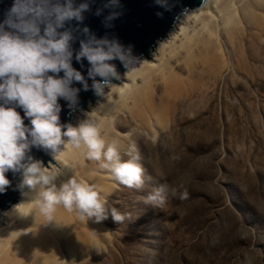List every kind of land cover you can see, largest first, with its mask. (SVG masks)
Wrapping results in <instances>:
<instances>
[{
	"label": "rangeland",
	"instance_id": "374dc122",
	"mask_svg": "<svg viewBox=\"0 0 264 264\" xmlns=\"http://www.w3.org/2000/svg\"><path fill=\"white\" fill-rule=\"evenodd\" d=\"M180 15L150 56L137 62L134 83L113 80L105 97L69 122L99 124L122 156L135 144L144 187L120 185L84 160L82 150H69L73 167L52 163L63 173L57 186L74 175L131 219L82 222L68 213L89 237L78 251V235L71 244L54 222L13 210L24 202V211L35 199L25 187L28 200L18 194L4 209L10 217L0 220L2 251L13 229L46 230L54 254L48 264H264V0H208ZM174 75L181 86L168 94ZM20 181L22 175L16 188ZM160 185L177 194L153 208L144 201ZM185 191L187 199H180Z\"/></svg>",
	"mask_w": 264,
	"mask_h": 264
},
{
	"label": "clouds",
	"instance_id": "9594fccd",
	"mask_svg": "<svg viewBox=\"0 0 264 264\" xmlns=\"http://www.w3.org/2000/svg\"><path fill=\"white\" fill-rule=\"evenodd\" d=\"M156 2L162 7L166 5V0ZM119 7L120 0H106L95 14L99 16L105 8L110 9L104 17L105 26L110 27L111 21L118 18L115 9ZM88 11L87 0L78 5L74 0H13L0 20V192L10 184L6 172H21L20 186L34 191L36 196L28 204L30 207L21 211L19 206L18 211L23 216L34 211L44 223L63 224L56 217L58 208L75 214L82 222L100 223L110 215L119 224L131 216L109 208L95 186L74 175L57 186L59 170L28 155L33 146L71 167L73 163L65 159V153L82 150L84 160L97 163L120 185L140 190L146 183L135 144L122 156L116 142L104 139L99 124L89 120L77 126L60 122L59 99H64L69 108L78 104L80 89L73 87V83L81 84L85 91L89 89L88 79L73 67L74 51L81 66L87 60V76L97 96H106L109 91L106 93L105 88H112L113 78L120 79L110 61L118 59L127 69L126 74L136 68L137 59L130 49L115 39L97 37L87 26L80 28ZM71 21L77 22L75 28L66 27ZM77 31L83 38L79 39V49L74 50ZM16 107L23 109L30 126L24 123ZM169 193L175 196L177 189L160 185L144 202L162 208ZM187 197L186 191L180 193V199Z\"/></svg>",
	"mask_w": 264,
	"mask_h": 264
},
{
	"label": "water",
	"instance_id": "95a60500",
	"mask_svg": "<svg viewBox=\"0 0 264 264\" xmlns=\"http://www.w3.org/2000/svg\"><path fill=\"white\" fill-rule=\"evenodd\" d=\"M206 0H166L164 7L157 4L156 0H120V7L115 11L119 13L118 18L111 21V26L106 27L104 17L108 15L110 9L105 8L102 15L97 16L96 9L103 7L106 0H87L90 4V11L84 13V21L80 28L87 26L92 33L97 37H108L109 39L117 40L125 49H130L133 57L137 59L142 56L149 57V52L153 49L158 40L163 38L175 25L179 15L190 7H199L205 3ZM63 2V0H62ZM84 2V0H74L75 4ZM13 0H0V20L4 18V12L8 9ZM160 13V15H158ZM77 25L76 21H71L66 27H73ZM77 39L73 42V49L78 50L79 39L83 38L80 32H74ZM115 64L117 71L122 77L123 71L126 69L124 65L117 59L110 61ZM73 67L81 71V73L88 79L89 89L85 91L81 84L74 82L73 87L79 88L78 104L73 108H69L64 99H59L61 105L60 122L61 124H68L70 122V112L77 106H84L90 100L93 101L97 95L91 89L92 80L87 76L89 64L85 59L83 66L75 60V51L72 60ZM63 75V73H60ZM97 79H101L97 77ZM118 82L117 79L113 78ZM24 119V123L30 126V121L24 116L23 109L16 107ZM28 155L34 159L41 160L43 164L48 161L52 162L51 155L42 148L35 146L31 147ZM10 181L9 186L4 192H0V208H6L17 199V188L14 185L20 172L13 173L11 170L5 173Z\"/></svg>",
	"mask_w": 264,
	"mask_h": 264
},
{
	"label": "bare ground",
	"instance_id": "6f19581e",
	"mask_svg": "<svg viewBox=\"0 0 264 264\" xmlns=\"http://www.w3.org/2000/svg\"><path fill=\"white\" fill-rule=\"evenodd\" d=\"M205 2L207 3L208 0H206ZM180 16H182V15H180ZM179 19H180V17L178 18V20ZM158 43H159V40L157 41L155 46ZM155 46L153 48H155ZM152 50L149 52V55L151 54ZM143 57L144 56L139 58V60L144 61ZM155 57H156V59H159L158 56L155 55ZM126 72H127V69H125L123 71L121 78H127L131 81V83H134L135 77L137 75L136 71L133 70L132 72L127 73V74H126ZM179 80L180 79L178 78L177 75H174V77L170 78V86L167 87V93L168 94H172L174 92V90L177 89V86H178V88L181 86L180 84H178ZM124 88H125V90H129L130 84L125 83ZM106 89H108V88H105V90ZM98 97H105V96H97L96 98H98ZM91 104H92V101L88 100L84 106L79 105L75 109H73L70 112V116H71L70 122L73 123V122L79 121L80 116L83 114V112L86 110V108H89L92 106ZM68 152L69 151H67L65 153V159L68 155ZM52 163L62 164L63 162L56 161L52 157V162L48 161V163L45 164L44 166L52 165ZM59 173L60 174H59L57 180L60 181L61 180L60 178L63 177V173L60 171H59ZM21 175H22V173L20 172V177H21ZM21 182L22 181H20L18 183L19 190L17 188V195L19 194V199H21V201L28 200V198L30 196L29 191L25 190V187L20 186ZM16 201H17V199H16ZM14 203L15 202L11 203L8 207L13 206ZM21 204H24V202H21ZM21 204L20 205L16 204L13 207V210L18 212V208H19V206L21 208ZM4 209H7V207L6 208H0V220H3L5 218V216H9ZM56 217L58 220H60L63 223V224H58L55 221H53L54 222L53 225H54V227H56L59 234L60 235L63 234L64 239L69 240L71 244L76 243V237L78 235V237H80L81 239L76 243V246H77L76 249L78 251H82L84 249L83 246L85 245L83 241L89 240V237L84 234L86 232L84 230L78 229L79 228L78 224H75L71 220L74 218H71L63 208L57 209ZM42 219L43 218L39 215L38 216L39 222H41ZM74 220H76V219H74ZM41 223L46 224L44 222H41ZM13 230L14 231H11L8 234L9 238H7L6 242L4 243V246H6V248H4L3 251L0 249V264H8V261H10V263H11L13 260H14L13 263L18 261L17 264H19V261H20V264H48L49 258L53 259L54 254L50 250V246L52 245V242H51L50 236L46 232V230H36V231L32 230V231H27V232H25L23 230H17V229H13ZM18 249H20V251ZM71 257L73 259L74 253H72Z\"/></svg>",
	"mask_w": 264,
	"mask_h": 264
}]
</instances>
